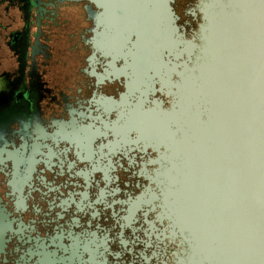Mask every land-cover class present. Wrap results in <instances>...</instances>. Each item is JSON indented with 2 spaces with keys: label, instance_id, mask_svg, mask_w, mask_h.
Segmentation results:
<instances>
[{
  "label": "flooded vegetation",
  "instance_id": "obj_1",
  "mask_svg": "<svg viewBox=\"0 0 264 264\" xmlns=\"http://www.w3.org/2000/svg\"><path fill=\"white\" fill-rule=\"evenodd\" d=\"M198 3L171 1L188 38ZM102 11L0 0V264H179L183 81Z\"/></svg>",
  "mask_w": 264,
  "mask_h": 264
},
{
  "label": "water",
  "instance_id": "obj_2",
  "mask_svg": "<svg viewBox=\"0 0 264 264\" xmlns=\"http://www.w3.org/2000/svg\"><path fill=\"white\" fill-rule=\"evenodd\" d=\"M171 1L95 3L104 19L123 21L146 61L173 55L183 81L178 101L202 123V151L191 172L186 138L187 172L172 191L186 241L179 264H264V0H199L196 38L180 30Z\"/></svg>",
  "mask_w": 264,
  "mask_h": 264
},
{
  "label": "rangeland",
  "instance_id": "obj_3",
  "mask_svg": "<svg viewBox=\"0 0 264 264\" xmlns=\"http://www.w3.org/2000/svg\"><path fill=\"white\" fill-rule=\"evenodd\" d=\"M189 87V81L187 80L185 82V86L184 87ZM189 100L187 99V97H185V105H187V102ZM185 119L187 120V114L185 115ZM192 121V126H193V139L191 140V146H190V160H191V172L193 171V162H194V157L195 155H197L198 153H200L202 151V145H203V136L200 134L197 135L198 132H202V124L201 122H198L195 118L191 119ZM175 146L177 148H184L183 151V155H184V166H183V174L185 175L187 172V163H188V143H187V139L184 138L183 140H179L177 141V143L175 144ZM178 220L184 224L188 223V219L186 215H183L181 210L178 209Z\"/></svg>",
  "mask_w": 264,
  "mask_h": 264
}]
</instances>
